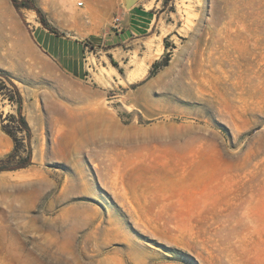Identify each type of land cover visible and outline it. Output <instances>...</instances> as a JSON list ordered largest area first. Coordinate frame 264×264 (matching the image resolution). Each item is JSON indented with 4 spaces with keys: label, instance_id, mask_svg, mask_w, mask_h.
I'll return each instance as SVG.
<instances>
[{
    "label": "rangeland",
    "instance_id": "rangeland-1",
    "mask_svg": "<svg viewBox=\"0 0 264 264\" xmlns=\"http://www.w3.org/2000/svg\"><path fill=\"white\" fill-rule=\"evenodd\" d=\"M83 1L24 0L60 35L2 6L0 166L32 160L0 171V264H264V0Z\"/></svg>",
    "mask_w": 264,
    "mask_h": 264
},
{
    "label": "bare ground",
    "instance_id": "bare-ground-1",
    "mask_svg": "<svg viewBox=\"0 0 264 264\" xmlns=\"http://www.w3.org/2000/svg\"><path fill=\"white\" fill-rule=\"evenodd\" d=\"M44 1H46V3L48 4V7H46L47 9H50L49 5H51V7H55V6L59 5L60 3L62 5H64L66 10L68 9L69 18L71 20H73L74 22H81L83 20L84 21L94 20L93 13L89 12L87 9L88 1H83V0H44ZM126 1L128 2L130 0H126ZM78 5H85V7L82 11H79V10H77ZM54 13L57 15L58 11L55 10ZM25 16H26V19L28 22L39 24L38 21L35 20L36 12L34 10L25 9ZM146 19H148V18H146ZM146 22L147 21L145 20V15L144 16L143 15H135V23L134 24L137 28H141L142 25L146 24ZM152 23H153V18H150V22H148V25H151ZM145 44H146L147 49L150 51L151 56L148 58V61H146L145 59H138L135 56H133L131 59L132 67L130 68V70L127 73V79L121 80L123 83L133 82L138 77L139 78L145 77V75L147 74L148 69L151 66L154 59L159 57L163 51L164 43H163L161 36H158V40H154L151 37L149 40L146 41ZM103 68H104V70H106L108 72V69H106V67H103ZM112 69L115 70V67H112ZM101 73H104V71L102 70ZM89 139H88L89 141H91V140L94 141V139L90 138V136H89Z\"/></svg>",
    "mask_w": 264,
    "mask_h": 264
},
{
    "label": "trees",
    "instance_id": "trees-1",
    "mask_svg": "<svg viewBox=\"0 0 264 264\" xmlns=\"http://www.w3.org/2000/svg\"><path fill=\"white\" fill-rule=\"evenodd\" d=\"M167 1L168 0H166V2ZM12 2H13L14 6L17 9H20L22 7H27V8H31V9L36 10V12L38 13L39 18L41 20V23L45 26V28L48 29L51 33H53L55 35H60V31L57 28H55L54 26H52L51 24H49V22L47 21L46 17L42 13V11L39 8L35 7L34 4H26L24 2V0H22V1L12 0ZM166 64H167V62H165V63L157 62V63L153 64V67L160 68L162 66H165ZM8 81L13 86V90H14L15 94L17 95V100L16 101L18 103V113H19L18 120L21 123V125L24 127V129L26 130L28 139H30V128H29L24 116L22 115V103H23L22 96H21L17 86L10 79H8ZM10 99L13 100V97L10 96ZM11 118H13V116H11ZM13 139H14V141L16 143L15 150L11 154H9L7 157L1 159L0 162H7L10 159H12L13 157H15L16 155H18L19 147H20L21 142L15 136H13ZM31 160H32V150H31V148H29L28 151H27V155L24 156V157H21L19 162L16 165H14V166H0V171H3V170H16V169L25 168V167L30 165Z\"/></svg>",
    "mask_w": 264,
    "mask_h": 264
},
{
    "label": "crops",
    "instance_id": "crops-1",
    "mask_svg": "<svg viewBox=\"0 0 264 264\" xmlns=\"http://www.w3.org/2000/svg\"><path fill=\"white\" fill-rule=\"evenodd\" d=\"M3 5H5L7 10L10 12L13 20H15V18H14L15 8L13 7L11 0H0V13L3 12V9H2ZM132 22H133L132 19H131V21H126L125 23L128 24V26H126V29L124 31H121L119 34H117V36H119L120 39H122V37H124L123 41H128L133 36V34L134 35L136 34L135 33L136 28ZM15 25H17L16 22H15ZM54 51H56L58 58L62 60V64L67 67V70H70L73 73L79 70V66H80L79 61L77 62V60H75L74 57H70L69 54L66 55L65 50L63 51L60 47L54 46ZM66 53H69V51Z\"/></svg>",
    "mask_w": 264,
    "mask_h": 264
},
{
    "label": "built area",
    "instance_id": "built-area-1",
    "mask_svg": "<svg viewBox=\"0 0 264 264\" xmlns=\"http://www.w3.org/2000/svg\"><path fill=\"white\" fill-rule=\"evenodd\" d=\"M119 18L115 19V26L118 27Z\"/></svg>",
    "mask_w": 264,
    "mask_h": 264
},
{
    "label": "water",
    "instance_id": "water-1",
    "mask_svg": "<svg viewBox=\"0 0 264 264\" xmlns=\"http://www.w3.org/2000/svg\"><path fill=\"white\" fill-rule=\"evenodd\" d=\"M135 1H136V0H133V2H135ZM133 2H132V3H133ZM129 5H130V4H125V6H127V7H129Z\"/></svg>",
    "mask_w": 264,
    "mask_h": 264
}]
</instances>
